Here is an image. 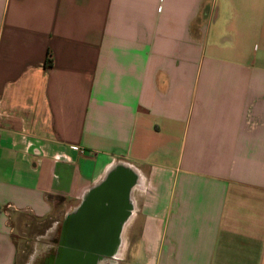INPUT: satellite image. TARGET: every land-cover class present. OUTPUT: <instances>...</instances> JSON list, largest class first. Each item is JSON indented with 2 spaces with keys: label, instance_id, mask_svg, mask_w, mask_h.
Masks as SVG:
<instances>
[{
  "label": "crops",
  "instance_id": "0c3cea01",
  "mask_svg": "<svg viewBox=\"0 0 264 264\" xmlns=\"http://www.w3.org/2000/svg\"><path fill=\"white\" fill-rule=\"evenodd\" d=\"M117 169L87 264H264V0H0V264L24 219L81 264Z\"/></svg>",
  "mask_w": 264,
  "mask_h": 264
},
{
  "label": "water",
  "instance_id": "95a60500",
  "mask_svg": "<svg viewBox=\"0 0 264 264\" xmlns=\"http://www.w3.org/2000/svg\"><path fill=\"white\" fill-rule=\"evenodd\" d=\"M128 184L129 174L117 169L109 175L108 180L99 188L96 197L101 200H108L110 205L108 208H103L106 211L105 218L102 221L103 227L96 228V231L91 236L88 233L89 226L87 224L84 225V219L86 221L88 219V206L83 207L81 215L78 217L80 220L77 219L82 222L84 234L77 237L78 241L76 240L77 238L74 240V237H68L69 243H79L81 251H75L73 255H75V258L78 257L79 261H83L81 264L90 262L96 255L95 252L102 248L106 247V251L103 252L108 253L110 251L116 236L115 227L122 213L123 192ZM70 251L74 250L71 249ZM80 256L85 257V259H80Z\"/></svg>",
  "mask_w": 264,
  "mask_h": 264
},
{
  "label": "rangeland",
  "instance_id": "374dc122",
  "mask_svg": "<svg viewBox=\"0 0 264 264\" xmlns=\"http://www.w3.org/2000/svg\"><path fill=\"white\" fill-rule=\"evenodd\" d=\"M49 220L24 219L16 232L17 256L15 264H37L51 243L52 236L45 235Z\"/></svg>",
  "mask_w": 264,
  "mask_h": 264
},
{
  "label": "flooded vegetation",
  "instance_id": "af4514ba",
  "mask_svg": "<svg viewBox=\"0 0 264 264\" xmlns=\"http://www.w3.org/2000/svg\"><path fill=\"white\" fill-rule=\"evenodd\" d=\"M61 244L59 246H56V248L52 245L50 246V251L46 252V254L43 256L41 261H39L37 264H53L55 263L56 259L58 258L60 254Z\"/></svg>",
  "mask_w": 264,
  "mask_h": 264
},
{
  "label": "trees",
  "instance_id": "16d2710c",
  "mask_svg": "<svg viewBox=\"0 0 264 264\" xmlns=\"http://www.w3.org/2000/svg\"><path fill=\"white\" fill-rule=\"evenodd\" d=\"M49 54V51H47V55ZM51 63V59L49 58V56H46L45 59V64H50Z\"/></svg>",
  "mask_w": 264,
  "mask_h": 264
},
{
  "label": "bare ground",
  "instance_id": "6f19581e",
  "mask_svg": "<svg viewBox=\"0 0 264 264\" xmlns=\"http://www.w3.org/2000/svg\"><path fill=\"white\" fill-rule=\"evenodd\" d=\"M126 238V237H125ZM127 245V244H126ZM127 248V247H126ZM125 250V249H124ZM122 259V258H121Z\"/></svg>",
  "mask_w": 264,
  "mask_h": 264
}]
</instances>
